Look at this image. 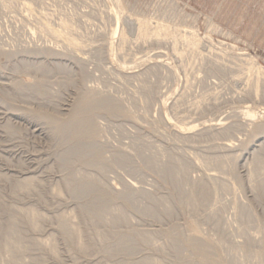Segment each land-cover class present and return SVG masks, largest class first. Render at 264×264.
Instances as JSON below:
<instances>
[{"label": "rangeland", "instance_id": "rangeland-1", "mask_svg": "<svg viewBox=\"0 0 264 264\" xmlns=\"http://www.w3.org/2000/svg\"><path fill=\"white\" fill-rule=\"evenodd\" d=\"M20 2L0 0V264H9L2 250L9 229L28 246L19 255L26 264L197 263L192 237L215 247L207 255L218 264H264V191L255 189L264 180V0H120L124 42L113 0L34 1L33 17ZM42 19L54 27L68 20L77 44L40 33ZM137 20L166 28L168 38L139 37ZM191 36L194 50L185 42ZM87 90L113 107L91 108L95 134L85 140L105 166L68 155L74 142L64 143L50 122L67 121ZM180 130L189 137L178 138ZM82 177L107 192L135 188L133 208L112 205L125 221L114 227L79 213L83 200L66 181ZM30 209L42 217L38 231L23 213ZM68 214L87 255L60 230ZM131 231L139 235L131 254L113 250L116 237L97 238ZM169 236L185 238L178 253ZM47 239L56 255L36 243Z\"/></svg>", "mask_w": 264, "mask_h": 264}, {"label": "bare ground", "instance_id": "bare-ground-1", "mask_svg": "<svg viewBox=\"0 0 264 264\" xmlns=\"http://www.w3.org/2000/svg\"><path fill=\"white\" fill-rule=\"evenodd\" d=\"M11 1H14V0H11ZM20 1H21L20 2L21 5H22V11L27 13L28 17L32 16V11H33L32 7L34 5L33 2L34 1H40L41 2V0H26V1L20 0ZM113 1H114V3L109 8L110 14L113 15L115 25L118 27L117 33L120 37V40L124 42L126 39L125 32L120 26V22H121L120 15L124 11V9L122 8L120 0H113ZM136 23H137V33H138L139 37L147 38L149 36H153V37L157 38L159 36L166 35V31H167L166 28L158 27V28H154L152 30L150 28V24L147 20H145V21L144 20H137ZM37 24L39 25V27L41 29L40 33H45V32L50 33L57 38L64 39L68 44L73 45V46H75L77 44V39L74 38L73 35L71 34L72 25L68 22V20L59 19L58 24L55 27H54V25L51 24L50 20H48V19H42V20L38 21ZM34 31L35 30L30 29V32H32V33ZM166 37H167V35H166ZM183 40H184V38H183ZM185 42H186L187 47H189L191 50L196 49V47L198 46V40L194 36L187 38L185 40ZM173 49H174V51H177L176 48H173ZM160 66H161L160 63L154 65L155 68L156 67L159 68ZM256 70L259 71V68H256ZM254 75L256 76V74H254ZM253 87H254L253 88L254 93L257 94L259 91V82L254 81ZM97 97H98L97 93H95V92L92 93V92L88 91L87 93H84L75 103L76 105H74L75 107L73 108V110L71 112L72 116L70 115L71 117L67 121L66 120L61 121V120H55V119H51V121H50L53 123V125H55V131L57 133L56 135H58V137L64 143L65 142H68V143L74 142L69 147V150L67 152L68 155H75V154L79 153L80 155H83V156L87 155L88 156L87 158L81 159V162L86 167H92V166H94V167L99 166L100 167L101 165H104V166L106 165L105 160H102L100 153H99L98 149L96 148L97 147L96 144L85 143V140L93 139L92 137L95 134L94 133L95 130L93 128V125L90 122V110H91V108H93L94 106H99L103 110H113V107H111V105L109 104V101H107V100L106 101H104V100L100 101L97 99ZM244 116L248 117L250 119H253L255 117V114L248 110L245 112ZM166 119H168V118H166ZM48 120H50V118ZM170 122H171V120H170ZM191 129H188V130H191ZM177 135H178L177 136L178 138L189 137L187 130H185V131L180 130L177 132ZM224 147H226L227 149L232 148V146L230 144H226ZM115 160L118 163L128 162L127 158H125L121 155H117ZM170 176L174 179H176V177H178V175L176 176V174H172V173ZM87 179H88L87 177H82V178H78V179L73 178V179L66 181L67 191L71 192L72 195L78 196L79 199L81 198L83 200V202L81 201L82 204L79 208L80 209L79 213L82 214L83 216H86L87 218H90L91 220L95 219V221H98V222L102 221L103 224H106V222H107V224L114 226V227L121 220L125 221L126 217L124 216L123 209L118 208V207H113L112 205L115 201L119 200V201L123 202L125 209L133 208L129 196L131 195V192H133L134 191L133 189H135V188L131 187L132 190L125 192V193L124 192L123 193L115 192V191L107 192L103 188L104 186H102L100 183H94L93 181L90 182L89 180H88L89 181L88 182ZM30 181H31L30 179L25 180V181H23V183H21V185H30ZM21 187L25 190L28 188V186H21ZM196 187L198 188L199 198L203 199L206 196V193H207L206 190L204 189V187L202 186L201 183H197ZM131 188H129V189H131ZM255 189L263 192L264 191V180L262 182H260V184L258 186H256ZM54 193L59 194L60 192L58 190H55ZM160 206L164 207L163 213L169 214L168 213L169 211L164 206L163 202H160ZM23 213L26 214V219H27V222H28L30 229H32L33 231H38L40 229L38 226V221L40 219H42L41 215L35 213L31 209L30 210H23ZM68 215L69 216H67L66 223L61 224L60 230L65 235H67L71 241L74 242V244L76 245V247L79 249V251L82 254L87 255L90 247L82 241L81 232L73 223L74 216L72 214H68ZM109 215L111 216V218L107 219V217ZM104 221H105V223H104ZM0 235H1V231H0ZM111 236H112V238H114V237L117 238V240H116L117 243L115 244V248L113 250H115L117 252H119V251L125 252L127 254L132 253V251L134 249L133 240H134V238H136V236L139 237L138 234H136L132 231L129 234H124V235H120L119 233L117 234L116 232L115 233L113 232L112 235L110 233L109 236L106 233H99V232L97 233V238L103 242L108 241L109 237H111ZM172 236L171 237L169 236L171 238L169 243H170L171 247L174 248L175 251L178 253V251L181 249L182 245L185 243L184 242L185 238L183 240H181L183 237L182 238L180 237L181 239L179 238L180 239L179 240V239H177L178 237L172 238ZM3 239H4V241H3L2 250L5 254V257H4L5 260H7V262H9V264H26L25 262L20 260L19 255L21 254V252L25 251L28 246L21 244L16 231L14 229L7 230V232L4 233ZM140 239L146 243L150 241V237L148 235L141 236ZM192 239L193 240L189 239V241H193L192 243H194V245H192L194 247H193V249L191 248V254L190 255L197 257L198 261H197V263H195V262L185 260L182 264H218L219 263L218 259L216 258L217 256L213 255L214 256L213 257L212 255L211 256L207 255L208 254L207 252L210 250H211L210 252H212V250L215 247H213L212 245H208V244L207 245L204 244L205 247H201L204 245L198 244L200 239L198 240V238H193V237H192ZM34 242H36V241H34ZM36 243L47 248L48 251L52 255H56L55 246H54V243L51 239H47V240H44L42 242H36ZM188 244H190V243L188 242ZM213 253H214V251H213ZM138 264H161V263H159L155 260L146 259V260H144Z\"/></svg>", "mask_w": 264, "mask_h": 264}]
</instances>
